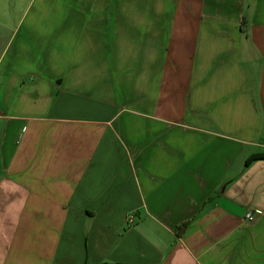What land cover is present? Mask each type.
Here are the masks:
<instances>
[{
    "label": "crops",
    "instance_id": "obj_1",
    "mask_svg": "<svg viewBox=\"0 0 264 264\" xmlns=\"http://www.w3.org/2000/svg\"><path fill=\"white\" fill-rule=\"evenodd\" d=\"M255 154L264 0H0V264H264Z\"/></svg>",
    "mask_w": 264,
    "mask_h": 264
},
{
    "label": "trees",
    "instance_id": "obj_2",
    "mask_svg": "<svg viewBox=\"0 0 264 264\" xmlns=\"http://www.w3.org/2000/svg\"><path fill=\"white\" fill-rule=\"evenodd\" d=\"M258 159H264V155L263 154H255L249 159L248 163L250 164V162L258 160ZM189 223H190V220H187V221L181 223L178 226V230L179 231L185 230V228L189 225Z\"/></svg>",
    "mask_w": 264,
    "mask_h": 264
},
{
    "label": "built area",
    "instance_id": "obj_3",
    "mask_svg": "<svg viewBox=\"0 0 264 264\" xmlns=\"http://www.w3.org/2000/svg\"><path fill=\"white\" fill-rule=\"evenodd\" d=\"M246 218L248 219V220H253V215H252V213L251 212H248L247 214H246ZM129 220L130 221H132L133 220V216H130L129 217Z\"/></svg>",
    "mask_w": 264,
    "mask_h": 264
}]
</instances>
